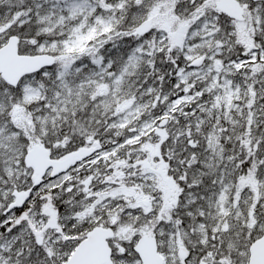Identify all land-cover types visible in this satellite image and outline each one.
<instances>
[{"label":"snow or ice","instance_id":"6c2138e0","mask_svg":"<svg viewBox=\"0 0 264 264\" xmlns=\"http://www.w3.org/2000/svg\"><path fill=\"white\" fill-rule=\"evenodd\" d=\"M0 264H264V0H0Z\"/></svg>","mask_w":264,"mask_h":264}]
</instances>
